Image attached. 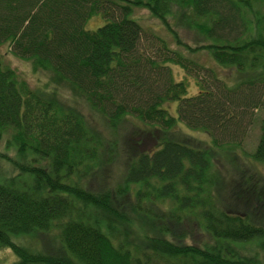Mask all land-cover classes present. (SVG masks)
<instances>
[{
  "label": "trees",
  "instance_id": "16d2710c",
  "mask_svg": "<svg viewBox=\"0 0 264 264\" xmlns=\"http://www.w3.org/2000/svg\"><path fill=\"white\" fill-rule=\"evenodd\" d=\"M136 8L176 45L206 50L229 81L206 68L211 81L200 77L187 94L171 64L200 65L144 43ZM97 13L105 22L85 28ZM170 20L199 41L184 43ZM0 43L47 74L32 87L0 55V141L8 135L12 151L0 148L10 166L0 169L8 264H264V176L235 152L264 105V0H0ZM166 101L177 102L176 116ZM178 122L205 137L177 133ZM248 155L264 161V117ZM192 225L205 239L189 242Z\"/></svg>",
  "mask_w": 264,
  "mask_h": 264
},
{
  "label": "rangeland",
  "instance_id": "374dc122",
  "mask_svg": "<svg viewBox=\"0 0 264 264\" xmlns=\"http://www.w3.org/2000/svg\"><path fill=\"white\" fill-rule=\"evenodd\" d=\"M133 16L137 19L139 24L142 27V40H144V43H151L153 47L156 49L158 53L166 52L164 46H168L171 49H174L176 51H179L182 55H184L186 58L192 60V62H195L199 64L200 66H196L194 64L190 65L187 63V66L189 67V71H185L181 67L171 64L172 67V76L175 80H185L187 81V94H192L195 93L200 89L198 83H196L198 80H200V77L202 80L205 81H211V74L210 71L207 70L206 68H210L214 71V73L218 77H223L227 81H229L230 76L226 73L227 68L220 66L218 63H216L211 55L206 50H199L195 52H191L187 50L183 46H178L176 45L174 41V37L171 34V32L168 30V28L161 24L160 21L150 15V13L144 9V8H136L133 12ZM105 22V19L103 16L99 13L92 15L89 17L85 24L84 27L87 29H95L98 26L102 25ZM172 26H173V20L169 21ZM180 40H182L184 43L189 44L191 46H194L197 41H199L194 33L190 28L186 26H181V25H174L172 27ZM0 55L2 57V60L4 63H6L8 66L14 69L16 74L18 75L19 78L24 79L30 86L34 87L37 86L38 84H42L45 79H46V73L42 71H33L31 68V64L28 60L22 59L14 54H12L9 51V46L7 43H0ZM64 91V90H62ZM164 107L171 113L172 115L176 116V101H166L163 103ZM85 108H82V107ZM80 107L82 108V111L85 113L86 120L89 122V124H94L97 127H101L100 125L102 124L98 118L95 117L94 113L89 108H86V105L82 102L80 104ZM264 117V105L257 110L254 111V116L252 119V122L249 126L246 127V131L244 132L242 136L241 142V149L236 148V154L238 152L239 155L243 156V162L241 163L242 165L246 166L248 169L251 171L260 173L264 176V161H258L254 160L253 158H249L250 153L253 152V149L255 147L258 135H259V121L260 119ZM131 120L135 122V120L132 117H129ZM124 125V127H123ZM122 129L124 132L120 135L126 134L130 129V126L127 124H123ZM127 127V128H126ZM176 132L178 133L179 131H185L189 132L192 134V136L198 137V138H204L205 133H203L201 130L198 129H192L187 127L181 122H178V124L175 127ZM8 135H4L2 140L0 141V148L2 151L7 152L8 155H12L11 149L6 150L5 149V141ZM241 153V154H240ZM218 160V165L220 164L223 165V168H229V164L226 160H222L219 158V156H216ZM228 165H227V164ZM112 167V168H111ZM111 170H110V178L112 180H115L119 177L120 172H121V162H117L111 165ZM9 164L4 161L0 160V169L4 170L5 172L9 171ZM220 168V167H219ZM226 171V170H224ZM229 173L236 178V174H234L233 170H228ZM227 178L229 180L232 179V177L227 175ZM192 228L194 230V233L192 236H190L189 242H198L203 239H205V236L201 234L200 230H196L197 228L192 225ZM140 229L138 227H133L129 234H132V236L136 235L139 239L143 237V234L141 235V232L139 231ZM49 237L50 234H47ZM52 236V235H51ZM45 237V235H44ZM28 239V244L31 240L30 238ZM35 239H33L34 241ZM36 243V240L34 241ZM250 251L254 252L255 251V246L250 247ZM15 259V256L10 252L8 249H2L0 250V263L2 264H8L12 262Z\"/></svg>",
  "mask_w": 264,
  "mask_h": 264
}]
</instances>
